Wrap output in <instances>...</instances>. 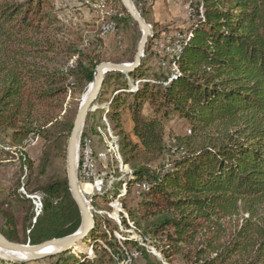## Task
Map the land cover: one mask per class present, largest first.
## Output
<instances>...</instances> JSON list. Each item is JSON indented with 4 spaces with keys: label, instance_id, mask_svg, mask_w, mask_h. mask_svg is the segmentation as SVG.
Instances as JSON below:
<instances>
[{
    "label": "trees",
    "instance_id": "trees-1",
    "mask_svg": "<svg viewBox=\"0 0 264 264\" xmlns=\"http://www.w3.org/2000/svg\"><path fill=\"white\" fill-rule=\"evenodd\" d=\"M101 1L117 28L133 24L120 0ZM53 10L54 0H0L2 146L22 147L31 135L49 142L68 136L80 103L76 96L105 60L102 37L86 40L69 31ZM148 12L142 13L147 21ZM189 20L165 57L148 43L134 71L105 75L99 97L107 90L111 97L103 113L134 174L125 193L146 185L135 191V208L124 201L123 207L169 264L176 255L184 264H264V0H195ZM151 25L152 39L168 28ZM173 119L188 131L168 148L166 127ZM6 153L0 146V157ZM165 155L167 162L152 168ZM25 163L31 170L32 161ZM47 163L45 155L37 178ZM42 192V213L33 224L28 199L16 196L24 209L22 237L7 215L12 228L1 231L7 239L38 244L78 229L80 212L67 177L49 180ZM8 205L0 201V210ZM96 218L85 239L92 240L95 259L68 250L56 264H122L125 246L145 264H162L138 241L117 240L116 225ZM121 222L128 226L125 217Z\"/></svg>",
    "mask_w": 264,
    "mask_h": 264
},
{
    "label": "rangeland",
    "instance_id": "rangeland-1",
    "mask_svg": "<svg viewBox=\"0 0 264 264\" xmlns=\"http://www.w3.org/2000/svg\"><path fill=\"white\" fill-rule=\"evenodd\" d=\"M194 1L195 0H193V2ZM102 2L101 0H54L53 11L56 13L59 22L65 25L69 31H78L86 40L92 39L94 35L102 37L104 43L102 53L105 62H130L135 55L138 42L141 38V30L133 20L132 25L117 28L114 21L109 19V17H111L109 16L111 15V8L103 7ZM132 2L142 18L148 23L146 17H144L145 15H142V13L149 8L148 1L134 2L132 0ZM179 3L183 6L184 4L187 5L185 0H181ZM104 17L108 18L105 19ZM108 23H113L115 25L113 31H105L103 28ZM189 26L190 20H186L183 24L172 25L170 28H166L157 38H149L147 44L150 43L151 49L157 54V57L158 55L160 57H165L166 53H169L176 47V36L180 32L183 33L186 31ZM105 32L108 33L104 34ZM130 58L132 59L129 60ZM156 60L157 58L154 59V62ZM68 65H73V59L69 60ZM83 93L84 92L76 96L78 97V101H81ZM97 97L92 109L88 111L82 127L78 145V162L76 169L80 188L83 187L82 184L89 183L91 185L90 192L84 194V197L93 214L94 221L97 219L96 217L108 220L117 227V230L112 232V235L117 240H121V238L134 239L157 261L162 264H169L164 259L160 250H157L149 243L147 239L148 236L143 234L144 228H137L133 221H131V217L128 215L126 208L123 207V201L128 208L133 209L136 207L138 198L135 191L139 189L137 185L134 184L131 192H129V194L125 193L126 182L129 176H134V174L129 166L122 162L120 151L119 157L121 162L116 158L117 154L112 138H116L115 141L117 140V144V133L112 128L105 113H103L108 107L107 99H109L111 95L109 90H107L103 97H99V94ZM69 99L70 96L68 95L66 101ZM126 124L128 125V123ZM187 131L188 127L182 120L173 119L170 121L167 124L165 133L166 146L169 148L176 135H184ZM68 139L69 135L64 136V138L57 142H49L40 136L31 135L26 139L22 147L0 145L1 148L7 152L0 157V201H5L9 204L2 208L5 213L11 209V214H4V212L0 210V232L11 230L12 222L8 219L7 215H13V222H15L18 236L19 238L22 237V218L24 209L21 204H17L16 202V196L18 197V195L24 199H28L25 206L30 209V213L33 215L31 219L32 224L35 222L34 219L42 213L45 198L42 192L43 184L55 177H67L66 149ZM85 153L87 161H89L87 164H85ZM45 155L48 158L45 173L37 178L36 175L39 172L40 164ZM168 157L170 156H163L152 164V168H156L159 164L166 163ZM26 159L32 161L33 165L31 170L25 163ZM36 181H38L37 184ZM124 183H126L125 189L122 190L121 196L117 197ZM37 203L41 204L40 209L35 205ZM37 212L38 215L36 214ZM122 217L126 218L128 226H125L121 222ZM28 231L29 230H27L26 233H28ZM83 242L84 243L80 244L77 249H69L70 253L82 258V260L83 254L86 258L93 261L97 254L93 251L92 240L87 239ZM26 243H28V241ZM99 243L102 244L101 240H99ZM124 249H126V255L130 252L135 253V251L126 246ZM59 254L60 253H55L37 259L21 260L4 256L0 251V264H56L59 260ZM88 255L89 257H87ZM121 259L123 258H118L120 263H124L126 260V258L123 260ZM128 264H145V262L136 254ZM171 264H184V259L181 255H176Z\"/></svg>",
    "mask_w": 264,
    "mask_h": 264
},
{
    "label": "water",
    "instance_id": "water-1",
    "mask_svg": "<svg viewBox=\"0 0 264 264\" xmlns=\"http://www.w3.org/2000/svg\"><path fill=\"white\" fill-rule=\"evenodd\" d=\"M123 8L136 23L141 30V38L138 42L135 55L130 62H110L102 61L95 66L93 79L89 83L90 87L87 89L84 98H81L78 110L73 120L72 128L70 130L69 139L66 149V165H67V184L70 194L76 203L81 217L80 226L74 232L58 237L45 240L38 244L31 243H17L10 241L0 232V248L7 251L21 252L31 254L30 259H37L55 253H61L72 249L79 242H83L94 229L95 221L93 214L90 211L87 200L84 194L80 191L79 181L77 178V162H78V145L85 119L88 111L92 109L95 99L100 93L105 82V75L109 72L116 71L120 73L129 74L134 71L141 63L144 55V50L149 38L153 37L152 26L147 23L139 12L134 7L132 0H120ZM48 247L56 248L54 252L42 253Z\"/></svg>",
    "mask_w": 264,
    "mask_h": 264
},
{
    "label": "crops",
    "instance_id": "crops-1",
    "mask_svg": "<svg viewBox=\"0 0 264 264\" xmlns=\"http://www.w3.org/2000/svg\"><path fill=\"white\" fill-rule=\"evenodd\" d=\"M149 3L148 21L150 24L157 23L158 26L169 28L172 25L183 24L189 20L190 10L181 0H146ZM163 32H161L162 34Z\"/></svg>",
    "mask_w": 264,
    "mask_h": 264
},
{
    "label": "bare ground",
    "instance_id": "bare-ground-1",
    "mask_svg": "<svg viewBox=\"0 0 264 264\" xmlns=\"http://www.w3.org/2000/svg\"><path fill=\"white\" fill-rule=\"evenodd\" d=\"M88 3V2H87ZM104 29H105V31H108V30H110V31H112V25L111 24H106L104 27H103ZM90 87V84H88L87 85V88H86V91H84V93H83V95H82V98H84L85 97V95H86V92H87V89ZM112 142L114 143V145H115V149H116V158H118V160L120 161V157H119V149H118V147H117V145H116V143H115V141L112 139ZM110 149V148H109ZM114 153V152H113ZM83 185V187H81L80 188V186H79V188H80V191L83 193V194H87V193H89L90 192V187H91V185L88 183V184H82ZM144 185V187L143 188H145L146 187V185L145 184H143ZM84 187H85V190H84ZM139 189V188H138ZM84 242H79L78 244H76L72 249H77L78 248V246L80 245V244H83ZM56 248H54V247H48V248H46V249H44L42 252H40V254H42V253H49V252H54V251H56L55 250ZM0 251H1V253L4 255V256H7V257H9V258H12V259H21V260H28V259H30L29 257H31L30 255L31 254H26V253H21V252H14V251H7V250H4V249H1L0 248ZM135 255V254H134Z\"/></svg>",
    "mask_w": 264,
    "mask_h": 264
},
{
    "label": "built area",
    "instance_id": "built-area-1",
    "mask_svg": "<svg viewBox=\"0 0 264 264\" xmlns=\"http://www.w3.org/2000/svg\"><path fill=\"white\" fill-rule=\"evenodd\" d=\"M185 1H186L187 6L189 7V10H190V6H191V3H193V0H185ZM109 32H110V30H109ZM106 33H108V32H105L104 34H106ZM85 162H86L85 164L89 163V161H87L86 153H85ZM143 187H144L143 183L138 184V186H137V188H140V190H141ZM35 205L40 209V207H41V204H40V203H37V204H35ZM36 214L38 215V212H37ZM35 219H36V218H35ZM35 219H34V221H35ZM133 256H136V255H134L132 252H130L129 254H127L126 260H125V262L122 263V264H127V263H129V262L131 261V259H132Z\"/></svg>",
    "mask_w": 264,
    "mask_h": 264
}]
</instances>
